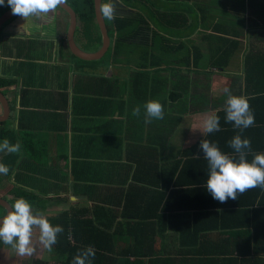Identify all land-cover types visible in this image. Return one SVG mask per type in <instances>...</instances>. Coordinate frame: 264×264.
<instances>
[{"label": "crops", "instance_id": "1", "mask_svg": "<svg viewBox=\"0 0 264 264\" xmlns=\"http://www.w3.org/2000/svg\"><path fill=\"white\" fill-rule=\"evenodd\" d=\"M176 1V11L169 13L173 5L163 9L167 16L150 20L148 32L136 22V33L122 31L123 44L145 46L137 60H128L129 49L113 58L111 37L100 58L73 55L66 43L68 16L58 7L1 24L0 77L10 81L1 90L11 109L4 128L13 132L12 143L21 144L6 191L10 197L22 192L53 225L69 222L66 259L60 255L65 241L48 251L34 230L33 253L20 256L8 246L10 264H71L87 246L95 249L92 264H264V190L227 203L213 199L199 146L204 138L233 153L228 141L240 130L225 121L223 89L229 88L255 96L249 101L255 124L242 138L251 140L252 152H264V99L257 97L263 93L252 95L264 88V0H242L241 9L236 0ZM120 2L126 5L121 18L141 13ZM219 5L226 14H213ZM78 30L79 22L73 40L86 42ZM73 42L85 53L102 47V41L86 49ZM150 100L163 105L164 117L145 123L143 105ZM136 106L139 117L132 115ZM211 113L220 117L221 131L203 136L199 129ZM85 220L107 236L74 241L86 236L79 227ZM145 229L156 237L143 241Z\"/></svg>", "mask_w": 264, "mask_h": 264}, {"label": "clouds", "instance_id": "2", "mask_svg": "<svg viewBox=\"0 0 264 264\" xmlns=\"http://www.w3.org/2000/svg\"><path fill=\"white\" fill-rule=\"evenodd\" d=\"M61 3L62 0H7L12 14L24 20L54 12ZM4 4L5 0H0V5ZM118 6L119 0H107L99 4V13L103 19L113 21L117 16ZM223 91L227 97L225 121L240 130L228 141L233 153L222 151L216 143L204 138L200 140L199 146L208 166L206 190L213 199L227 203L229 199L237 200L238 194L248 190L257 187L264 190V152H252L251 140L242 138L243 130L255 124V114L249 103L255 96L235 95L229 88H224ZM143 108L145 123L164 117L163 105L156 100L147 101ZM132 115H141L140 106L133 108ZM199 130L203 136L221 131L220 117L216 113L207 115ZM20 151V142L11 143L8 139L0 142V152L14 154ZM250 153L253 156L251 161L247 158ZM8 173L9 167L0 163V175ZM34 230L39 231V241L48 251L52 250L58 235L64 231L62 226L51 224L44 212L34 210L27 199L17 198L0 221V243L10 246L20 256L31 255L34 251ZM94 257V247L87 246L77 252L71 264H92Z\"/></svg>", "mask_w": 264, "mask_h": 264}, {"label": "trees", "instance_id": "3", "mask_svg": "<svg viewBox=\"0 0 264 264\" xmlns=\"http://www.w3.org/2000/svg\"><path fill=\"white\" fill-rule=\"evenodd\" d=\"M126 4L128 3L133 9H136V7L129 2H132V0H123ZM146 1V0H144ZM65 2H67L68 6L75 12L76 14V18L80 24V30H78V35L84 37V39L88 42L91 41H97L99 43H101L102 41V37L101 35H99V37H96L97 39H95L93 37V29L99 31V26H97V24L95 23V12H94V1L93 0H65ZM156 2L157 3H162V5L165 7V10L167 12L168 10V6L169 5H173V8L169 9V13L175 12V2H177L176 0H154V3L147 4L146 7L144 6V10L146 11L145 14H141L139 12H136L135 14H133V17H125V18H121V16L117 15L115 20L111 21L110 25L107 24V28H108V32H109V36L111 38L114 39L115 43H114V49L112 50V56L113 58L116 56V51L119 49H122V41L121 39H125L122 31H126V30H132L133 26H134V22H136V24H144L145 25V29H142V26H140V30L142 29L143 31H149V23L150 20L154 21L156 20H160V16L166 15V12L163 11V8H158L156 7ZM149 6L153 9H149ZM162 21V18L161 20ZM169 21V20H168ZM126 29V30H124ZM112 32V34H111ZM128 32V31H127ZM118 35V36H117ZM135 39H138V37H134ZM121 46V47H120ZM10 81L6 80L4 77H0V86L3 85H7ZM257 89V90H253L252 95H255L256 93H263L257 97L259 98H263L264 99V88L262 90ZM6 123L3 126H0V142H2L4 139H8L11 143L13 141H16L15 137L13 136V132L9 129L4 128V126L6 127ZM0 163H4L6 166L9 167V173L8 175H10L13 170H15L17 168L18 165V156H16L15 154H9V155H2L1 159H0ZM22 192H17L15 194V196H11V200L13 202H15V200L17 198H21L22 196ZM24 198V197H23ZM1 209H2V213H0V216L5 212V209H3V207L0 205ZM64 229L63 233L58 235V247H61L62 241H65V246L64 248H61L60 255L63 256L64 259H66L69 255V243H67L68 241V230L66 228L69 227V222L68 221H62V225H61ZM84 228V232L86 233V236L82 239L78 238V237H74V241H97L99 239H101V237L103 236H107V233L98 229V225H95L93 220H85L82 221L80 226ZM126 234L131 235L132 234V226H128V229L125 231ZM115 232H113L110 235V241L112 240V236H114ZM143 236H146L147 238L143 241H151V239H153L155 236V233L153 231H149L148 229L143 230L142 232ZM4 245V244H3ZM3 246H1L2 248ZM8 249V248H7ZM67 255V256H64ZM31 264H48L45 260H34ZM61 264H64L61 262Z\"/></svg>", "mask_w": 264, "mask_h": 264}, {"label": "water", "instance_id": "4", "mask_svg": "<svg viewBox=\"0 0 264 264\" xmlns=\"http://www.w3.org/2000/svg\"><path fill=\"white\" fill-rule=\"evenodd\" d=\"M93 1H94L93 3H94L95 21H96L97 26H99V30H100L101 37H102V47L96 53H85L84 51H81L80 49L76 47V45L73 42L74 41L73 34H74L75 26H76L74 12L63 0H62V3L58 5V8L64 11L66 15L68 16L66 43L68 45L70 52L76 57L87 59V60L100 58L101 56H103L105 53L108 52L110 45H111V38L108 33L105 19H103L99 13V4L101 3V0H93ZM15 17L17 16L12 14L11 8L8 9L5 13H3L0 16V25L3 24V22L7 20H11ZM0 103L4 107V113L0 115V122H4L5 120H7V117L10 113V105H9V101H7V99L3 95V92L1 91H0ZM0 205L3 207V209H5L6 211L5 215H7L8 211L10 210L11 205L2 198H0ZM0 221H2V217L0 218Z\"/></svg>", "mask_w": 264, "mask_h": 264}, {"label": "rangeland", "instance_id": "5", "mask_svg": "<svg viewBox=\"0 0 264 264\" xmlns=\"http://www.w3.org/2000/svg\"><path fill=\"white\" fill-rule=\"evenodd\" d=\"M7 1V0H6ZM236 1H238V6H239V8L241 9V3H242V0H236ZM104 2H107V0H104ZM150 2L151 3H154V0H146V1H143V5H140L139 3H140V0H132V2H129V3H132L142 14H145L146 13V11L144 10V6L146 7V5L147 4H150ZM225 2V1H224ZM212 3H214V5H217V1H213ZM156 4H157V6H158V8H163V9H165V7L164 6H162V3H157L156 2ZM235 10H237L235 7H233ZM217 12H220V14L221 15H224V14H226L227 13V8H226V6H222V5H219V6H216L215 8H213V14H215V15H217ZM247 14V13H246ZM107 22V21H106ZM245 22H246V20H245ZM110 23H111V21H109L108 20V25H110ZM100 32V30L99 31H95V35H96V37H98L99 36V33ZM128 33H136V31H133V29L132 30H130V31H128ZM111 34H112V32H111ZM182 36H184V34H182ZM138 40H140V38H138ZM74 41H75V43L77 44V46H79V47H81V48H88V47H91L92 46V44L90 43V42H88V41H81V40H79V38L78 37H74ZM6 46V44H3L2 45V49L4 48ZM121 47V46H120ZM145 46H142V47H139V46H130L129 45V47L127 46V45H125V43L123 44L122 43V49H125L126 51H127V53H128V50L127 49H129V50H131V52H129L128 53V60H137L135 57H136V54H137V56H139V57H141V55H143V52H142V49L144 48ZM107 56H108V54H107ZM117 59L119 60L120 58L119 57H117ZM112 60H114V59H112ZM3 92H5V94L6 95H8V92L5 90V89H3ZM9 96V95H8ZM6 185H4V186H2L1 188H0V197H2V198H4L7 202L9 201V202H12V204L14 203L12 200H11V197H10V194L8 193V191L9 190H7L6 191ZM18 188H21L20 186H18ZM10 204V203H9ZM0 213H2V209H1V207H0ZM1 246H3L2 248H1ZM8 248V245H3V243H0V264H5V262H6V264H10V262L13 260V258L12 259H9L8 257H6V255H7V251H6V249ZM14 256H16V257H18L19 258V256H17V255H15V253H12ZM12 264H29V262L28 261H26V260H16L15 262H13Z\"/></svg>", "mask_w": 264, "mask_h": 264}, {"label": "flooded vegetation", "instance_id": "6", "mask_svg": "<svg viewBox=\"0 0 264 264\" xmlns=\"http://www.w3.org/2000/svg\"><path fill=\"white\" fill-rule=\"evenodd\" d=\"M64 1V0H63ZM65 2V1H64ZM102 2H104V0H101V3ZM6 1H5V4L4 5H0V10L2 9L3 11H2V14L3 13H5L7 10H4V7H5V5H6ZM124 6L126 7V5H123V4H121V2H120V0H119V6H118V12H120L121 14L123 13V9L122 8H124ZM73 11V10H72ZM74 12V11H73ZM118 12H117V14H118ZM74 15H75V23L77 24L78 23V20H77V18H76V14H75V12H74ZM107 21V22H106ZM96 22V21H95ZM105 22H106V25L108 24V20H105ZM0 28H1V25H0ZM108 29V28H107ZM109 33V32H108ZM1 49V48H0ZM3 86H0V91L1 92H3L2 90H1V88H2ZM3 95L5 96V98L7 99V101L9 100V98L7 97V95L5 94V92H3ZM10 105V104H9ZM10 111H11V109H10ZM4 113V107L2 106V104L0 103V115L1 114H3ZM10 114V113H9ZM9 116V115H8ZM9 119H8V117H7V120H5L4 122H0V126H3L5 123H6V121H8ZM0 154H1V152H0ZM7 183H11V176H9V175H0V188L2 187V186H4V185H6ZM9 190V189H8ZM12 190H15V185H12V187H11V191ZM0 198H2V197H0ZM2 199H4V198H2ZM5 200V199H4ZM8 203H10L9 201H8ZM4 213H6V211L4 212ZM2 214L1 216H0V218L1 217H3L5 214Z\"/></svg>", "mask_w": 264, "mask_h": 264}]
</instances>
